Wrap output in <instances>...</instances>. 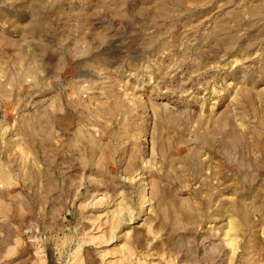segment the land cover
Returning <instances> with one entry per match:
<instances>
[{
  "label": "rangeland",
  "instance_id": "rangeland-1",
  "mask_svg": "<svg viewBox=\"0 0 264 264\" xmlns=\"http://www.w3.org/2000/svg\"><path fill=\"white\" fill-rule=\"evenodd\" d=\"M0 264H264V0H0Z\"/></svg>",
  "mask_w": 264,
  "mask_h": 264
}]
</instances>
